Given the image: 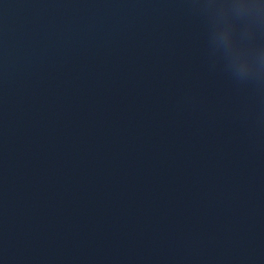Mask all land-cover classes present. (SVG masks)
<instances>
[{"label":"water","instance_id":"95a60500","mask_svg":"<svg viewBox=\"0 0 264 264\" xmlns=\"http://www.w3.org/2000/svg\"><path fill=\"white\" fill-rule=\"evenodd\" d=\"M0 264H264V0H0Z\"/></svg>","mask_w":264,"mask_h":264}]
</instances>
